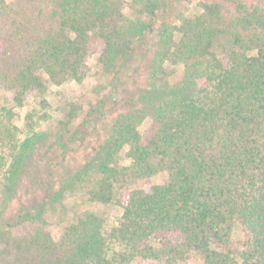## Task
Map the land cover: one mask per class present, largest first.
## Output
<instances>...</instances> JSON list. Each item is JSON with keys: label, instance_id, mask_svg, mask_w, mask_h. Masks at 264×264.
Instances as JSON below:
<instances>
[{"label": "trees", "instance_id": "trees-1", "mask_svg": "<svg viewBox=\"0 0 264 264\" xmlns=\"http://www.w3.org/2000/svg\"><path fill=\"white\" fill-rule=\"evenodd\" d=\"M172 1L0 0V88L15 105L81 83L97 43V64L111 74L102 116L130 93L73 169L81 126L39 168L31 140L15 143L16 127L0 117V264H187L192 254L201 264H264V0H197L190 13ZM159 174L161 184L118 197ZM74 195L114 202L121 215L106 228L86 211L54 237L48 226L66 220Z\"/></svg>", "mask_w": 264, "mask_h": 264}, {"label": "rangeland", "instance_id": "rangeland-1", "mask_svg": "<svg viewBox=\"0 0 264 264\" xmlns=\"http://www.w3.org/2000/svg\"><path fill=\"white\" fill-rule=\"evenodd\" d=\"M10 2L12 0H6ZM132 0H126L130 3ZM172 0H163L166 5ZM197 0H184L179 9L184 13H190L195 10ZM125 15H129L128 9L123 10ZM101 45L97 43L90 48V54L86 60L87 69L85 78L81 83L69 82L61 86L48 85L46 94L38 97L34 92L25 96L22 106H17L13 102V95L0 88V117L10 119L11 124L17 129V140L15 143H21L26 139L31 140L28 152L31 158V166L37 165L44 168L49 161L53 160L54 148L62 137H67L73 130L81 126L82 130L87 131L86 135L80 138V142H75L71 149V158L68 161L67 169H73L75 165L82 163L90 154L92 149L103 139V133L110 128L111 121L117 112L125 109V101L130 97L128 91L122 94L121 105L110 107L107 103L104 105L106 116H102L103 109L100 103L109 92V81L111 74L109 71L101 69L97 64V57ZM171 82L180 80L183 74L182 67H171ZM138 83H143L145 79V68L142 66L135 73ZM140 85V84H137ZM96 109L94 119L96 120L93 129L85 125L88 119V113L91 109ZM150 121L146 120L141 130L149 126ZM85 125V127H84ZM32 137H36L32 141ZM6 153H8L6 151ZM122 159V158H121ZM76 163V164H75ZM121 165H129L124 159L120 160ZM164 179L163 174L155 175L149 178L139 179L119 191L118 197L125 202L130 191L134 189H148L151 186L159 185ZM26 199V198H24ZM68 216L64 222L55 220L48 226V230L54 237H58L62 231L73 222V219L86 211L94 212L104 219L105 227H111L121 215V208L116 203L101 204L89 202L80 195H74L68 199ZM16 205V204H15ZM235 241L241 240V233L236 231ZM187 264H201V259L192 254Z\"/></svg>", "mask_w": 264, "mask_h": 264}]
</instances>
